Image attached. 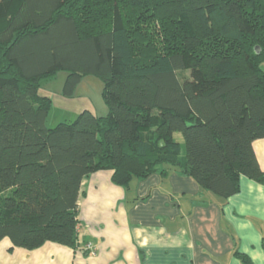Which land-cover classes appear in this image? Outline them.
<instances>
[{
    "label": "trees",
    "instance_id": "obj_1",
    "mask_svg": "<svg viewBox=\"0 0 264 264\" xmlns=\"http://www.w3.org/2000/svg\"><path fill=\"white\" fill-rule=\"evenodd\" d=\"M60 70L65 96L98 75L107 112L48 127L41 91ZM259 138L264 0H0V240L80 247L97 171L128 187L175 170L224 198L240 176L264 184Z\"/></svg>",
    "mask_w": 264,
    "mask_h": 264
},
{
    "label": "crops",
    "instance_id": "obj_2",
    "mask_svg": "<svg viewBox=\"0 0 264 264\" xmlns=\"http://www.w3.org/2000/svg\"><path fill=\"white\" fill-rule=\"evenodd\" d=\"M252 146L264 170V138ZM81 190L80 247L48 241L26 249L5 237L0 264H242L236 251L264 264V184L246 176L226 198L175 170L133 178L128 187L97 171ZM88 243L94 254H84Z\"/></svg>",
    "mask_w": 264,
    "mask_h": 264
},
{
    "label": "rangeland",
    "instance_id": "obj_3",
    "mask_svg": "<svg viewBox=\"0 0 264 264\" xmlns=\"http://www.w3.org/2000/svg\"><path fill=\"white\" fill-rule=\"evenodd\" d=\"M65 77L66 72L60 70L42 87V94L48 95L51 99V107L46 120L48 127L60 121L72 120L83 109H89L97 115H104L107 112V106L102 97L103 81L98 75L83 76L73 96L62 94ZM175 136L182 145L180 156L184 157L183 138L178 133Z\"/></svg>",
    "mask_w": 264,
    "mask_h": 264
},
{
    "label": "built area",
    "instance_id": "obj_4",
    "mask_svg": "<svg viewBox=\"0 0 264 264\" xmlns=\"http://www.w3.org/2000/svg\"><path fill=\"white\" fill-rule=\"evenodd\" d=\"M84 249H87L89 251V254H94V248L92 247V245L90 243L86 244L84 246Z\"/></svg>",
    "mask_w": 264,
    "mask_h": 264
}]
</instances>
